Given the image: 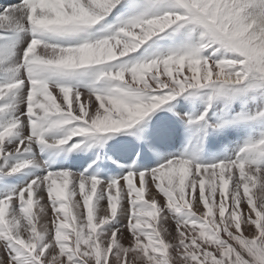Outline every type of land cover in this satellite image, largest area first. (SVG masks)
<instances>
[{
    "label": "snow or ice",
    "instance_id": "1",
    "mask_svg": "<svg viewBox=\"0 0 264 264\" xmlns=\"http://www.w3.org/2000/svg\"><path fill=\"white\" fill-rule=\"evenodd\" d=\"M0 264H264V0H0Z\"/></svg>",
    "mask_w": 264,
    "mask_h": 264
}]
</instances>
